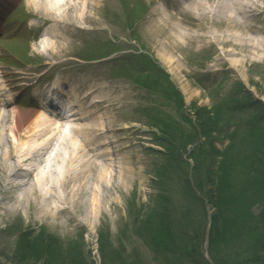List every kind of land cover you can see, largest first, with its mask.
Wrapping results in <instances>:
<instances>
[{"label": "rangeland", "instance_id": "obj_1", "mask_svg": "<svg viewBox=\"0 0 264 264\" xmlns=\"http://www.w3.org/2000/svg\"><path fill=\"white\" fill-rule=\"evenodd\" d=\"M106 4L111 6V9L114 11L119 10V6H121L120 0H111V3L106 2ZM10 6L11 7L6 11L7 15L3 23L4 30L0 32V39H3L7 47V51L6 53L3 52V56L6 61L15 67V69L9 68L8 74L5 75L3 79L12 82L10 85H16V83H20L19 80L21 78L24 79V77H29L32 74V76L29 77V79H31V77H34L35 73L41 72L43 73L42 77L50 78L57 74L59 78L65 79L66 82L71 81V84H76L81 92V97L86 94V91L90 88L101 89L100 91L94 92L92 95L93 100L95 98L102 100L100 106L95 108L97 117L95 116L86 120L97 122L99 126L96 127H103L106 125L104 128L107 130L105 140L110 142L105 145L103 150H112L114 145L111 143L112 140H118L119 145H114V150L116 146L120 149L118 150L117 159L115 157L116 165L114 168L116 172L112 171V173H115L112 175L114 180L113 183L118 181L116 175L121 163L127 167L130 163L137 161L138 164H136V167L140 173L134 176L135 181L129 177L128 187L122 185L119 186L118 190L116 187H113L112 194L115 196L120 195V202H117V200L114 201L117 203L112 204L110 207L112 210L109 212L107 209L106 212L99 217L95 222V233L90 234V232H88L89 230L85 229V232H87V240L86 238H80L76 241L71 239L79 235L81 227L74 228L73 224L75 222H66L69 220L67 217H58V219L55 220L49 215H41V211L36 206L32 207V212H29L27 203L18 205L16 200L18 192L16 189L13 190L12 196H10V198L7 197V200L4 201L5 204L3 209H0V262L4 264H15L11 262L10 258L12 256L21 257L23 255L26 264H36V261H32L30 258L31 253L26 251L27 246L36 241V244L40 245L43 243L42 238L44 239L47 233L53 235L54 238L58 236L60 238L58 241H61L58 242V244H52L51 249L54 251L50 249L53 255V258L50 259L53 261V264H68L67 258L69 255H75L79 263L82 264L87 263L82 256L87 257L88 255L90 256V261H88V263L93 264L94 262V264H102L103 253L106 255V257H104L105 263L103 264H190V259H187L188 253H190L188 250H186L185 253L184 251H180V257L178 256L176 259L169 253L159 256L156 252L153 254L149 252L152 238L150 232L153 227L157 228V224L154 223V220L152 221L154 216L152 211L154 210L151 208L152 206L156 208V203L150 204L149 200L152 194H156L154 191L156 188H152L150 182V168L153 156H147L145 147L156 145L154 144V139L152 142V136L148 130L149 128L145 126L144 120L137 117L135 113L137 105L142 103L143 97L141 93H143V89L132 84L127 78L113 76L114 72H109V63L106 62L107 59H103V61L94 60L92 62H84L85 60H81L80 57L81 54L91 47L87 43H90L92 39H95L97 36H103L104 38L115 37L123 42L124 38L129 35L130 38L132 36L128 29L124 27L123 23H119L120 21H113V19L111 20L110 17H107L103 11H100L101 14L96 18L100 17L102 20L96 29H91L95 27L94 24L88 25L87 27L89 29L85 31L80 29L76 35L70 38L72 43L68 46L65 53L60 56L53 55L52 57L51 54L45 57L41 54V48L34 50L36 49V41L34 38H37L36 36L42 32L38 31V25L42 22H39L36 18L35 20L31 18V15H33L32 8H30L31 6H26L24 0H15ZM113 10L111 11L109 9L108 11L112 13L114 12ZM261 19L264 21V15H261ZM32 22L36 27H32ZM140 30L142 32V27ZM17 38L25 40L26 44L28 43L31 45L32 51L29 52V58L26 59L24 57L27 62L26 64L22 63L21 59H18L15 55H12V52L14 54L19 53V49L13 44V41L7 42L8 40ZM144 42L148 43L146 39ZM129 45L140 47L138 44L133 43ZM148 46L152 47V52L157 55V58L161 62L162 59L159 57L160 53L158 48L151 44ZM183 52L184 54L178 52L176 57H179L181 60L182 72L180 75L184 81L181 83L177 77H173V82L177 84L178 90L182 91L181 93L184 95L185 105L183 106L185 108H191L192 111L195 112V115L202 116V114H208L209 111L213 109L217 115L222 117V114H224L223 108L219 102H216V98H218L216 96L225 95L230 92L232 88L236 86L234 80H241L240 82L244 83L247 88H250L251 91L254 92L253 96L261 98L264 101V62L249 64L243 68L245 76H240L239 72L235 71L233 68L231 69L229 65L225 66L223 64L221 66H213L210 61L215 62L214 57L216 56L212 54L213 52L208 51L207 46L197 47L192 44V48L184 49ZM207 58L210 59H208L207 65L205 64L206 68L202 69L201 64H204ZM161 63H163V61ZM105 67H107L106 71ZM105 72L108 76H106ZM184 84H187V88L192 90L194 94L190 100L183 88ZM11 94L16 96V92L14 91H11ZM1 98L3 97L1 96ZM186 99L189 101L187 102ZM17 102L23 105L22 102L18 100ZM90 103H92V100L87 102V104ZM179 106L182 107V104L180 103ZM164 109H166L165 114H170L173 120L177 119L182 122L181 126L176 125L174 128L179 134H183L186 129L185 119L177 114L178 111H175V108L165 106ZM187 110L188 109H186V111ZM126 124H128L127 127ZM156 154L155 160H163L160 152H156ZM23 166H26V163ZM169 174L170 179L174 183L168 190L166 188H163L162 191L160 190L163 198L167 201L165 203L167 212H165L169 214L168 218L175 220V230H177V233L187 235L186 237L189 241L186 243L187 247L192 245L191 242L196 237L193 230L196 225L194 221L198 217L201 218V229L205 227L208 222L206 229L203 228L206 230L204 238L200 235V237H198L199 239L193 244H197L203 257L206 255V258L213 264L211 259L212 254L210 255L207 252L209 251L207 231L211 223V217L215 211L208 203L207 207H204L199 201L195 200L188 188L184 186L181 187L183 184L181 182H187L184 178L178 176V180L181 181L179 182L176 180L177 178L175 179V177L171 176L172 171H169ZM134 188H136L139 193V200L136 201V204L135 199L131 196V191ZM87 192L80 199L82 205H74L72 209L79 219L89 222L90 219L86 217L89 213ZM35 201L37 202V199H35ZM171 206L173 208L172 210L170 209ZM138 208L142 210V215L144 216L141 220L136 218L133 214ZM67 224L68 227L66 226ZM140 224L142 225L141 229H139V226H141ZM134 230L140 231V234H136ZM99 232L103 233L105 237L103 242H100V247L98 245ZM122 233L125 236H122ZM197 236H199V234H197ZM241 237L242 236L239 238ZM46 240L47 242H52L49 236H47ZM201 240L203 244H201ZM182 244V249H186L185 244ZM230 252L233 251H226L224 247H222L220 256L229 259L232 255ZM183 257L185 259H183ZM40 264H47V262L44 263L43 260Z\"/></svg>", "mask_w": 264, "mask_h": 264}, {"label": "bare ground", "instance_id": "obj_2", "mask_svg": "<svg viewBox=\"0 0 264 264\" xmlns=\"http://www.w3.org/2000/svg\"><path fill=\"white\" fill-rule=\"evenodd\" d=\"M25 1L33 16L50 20L54 30L46 32L49 38L42 40L41 45L46 53L60 56L67 51L74 30L81 24L100 25L102 19L93 14L98 13L101 3L111 0ZM262 13L264 0H158L153 13L144 20L142 31L181 83L182 65L176 55L184 54L183 50L192 48V44L204 47L210 43L216 56L213 66L229 64L244 76V67L264 62V25L258 26ZM187 86L184 84L183 88L190 100L194 94ZM94 91L83 95L79 108L74 109L73 122L84 118L86 102ZM11 105L8 101L0 103V209L16 189L18 205L27 203L29 212L36 206L43 216L55 220L65 216L67 222H72L77 219L72 207L82 205L80 199L88 191L86 217L95 230L99 217L107 209L112 210L111 201L120 202V195L112 194L113 187H128L129 177L135 181L134 176L140 173L137 163L127 167L121 163L118 181L113 183L111 167L116 163L108 158V151H98L101 146L97 140L105 132L102 128L92 129L94 134L89 133L87 124L67 128L65 117L60 118L64 122H59V118L51 121L34 117L17 105L6 111ZM90 134L91 137L82 138ZM57 139L60 140L56 147ZM100 158L103 164L97 161ZM26 161L32 162L31 168L22 174L19 165Z\"/></svg>", "mask_w": 264, "mask_h": 264}, {"label": "trees", "instance_id": "obj_3", "mask_svg": "<svg viewBox=\"0 0 264 264\" xmlns=\"http://www.w3.org/2000/svg\"><path fill=\"white\" fill-rule=\"evenodd\" d=\"M224 103L232 104L233 115L227 116L230 120H222L215 110L212 111L213 113L202 115L208 130L215 131L219 139H229V143L223 150L214 149L207 156L194 154L196 159L193 168L194 180L216 211L212 220L210 253L215 264H264V118L260 120L256 117L249 118L245 120V125L241 124L240 104L237 97L233 101L226 99ZM189 137L188 140L191 139ZM168 149L174 155V159L168 158L169 165L175 166L173 167L175 170L181 169L184 161L177 159L178 145L171 141ZM166 202L159 201L156 208L152 207L153 214L160 217L158 230H155L151 239L155 251L169 253L176 259L180 257V251L185 253L188 250L190 253L187 254V259H190V264H209L197 257L198 245L193 243L199 239V236H196L191 242L192 245L187 247L186 243L189 242L187 235L178 234L175 229L172 231L170 222L173 219L165 216ZM255 206L261 210L253 212ZM170 209H173L172 206ZM160 215L163 217L161 218ZM142 217L144 216L138 213L136 218L141 220ZM200 219L198 217L194 222L200 229L196 231L202 234ZM141 227L142 225L139 229ZM240 236L242 237L239 238ZM36 243L37 241L28 244L26 250L31 253L32 261L40 264L44 260V263L53 264L51 260L54 251L51 249L53 242L40 245ZM182 243L185 244L186 249H182ZM222 247L226 251H233L230 252L232 255L229 259L220 256ZM12 260L15 264H26L23 255L13 256Z\"/></svg>", "mask_w": 264, "mask_h": 264}]
</instances>
